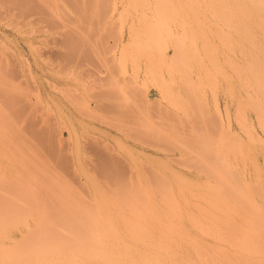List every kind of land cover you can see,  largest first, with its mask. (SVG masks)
<instances>
[{
  "label": "rangeland",
  "instance_id": "1",
  "mask_svg": "<svg viewBox=\"0 0 264 264\" xmlns=\"http://www.w3.org/2000/svg\"><path fill=\"white\" fill-rule=\"evenodd\" d=\"M254 32L264 0H0V264L222 242L264 197Z\"/></svg>",
  "mask_w": 264,
  "mask_h": 264
},
{
  "label": "bare ground",
  "instance_id": "2",
  "mask_svg": "<svg viewBox=\"0 0 264 264\" xmlns=\"http://www.w3.org/2000/svg\"><path fill=\"white\" fill-rule=\"evenodd\" d=\"M249 3L254 6L255 0ZM258 42V34L254 32L245 75L251 86L248 94L251 106L264 129V44ZM259 146L264 149V142H259ZM258 181L256 176L255 180L244 183L245 191L241 194H246L248 206L243 213L237 208L226 209L224 205L216 207L217 213L212 212L215 221L209 222L208 232L222 242L202 243L196 253L146 251L114 255L92 252L86 264H264V197L261 202L254 198ZM237 212L238 219L234 217ZM149 248L157 249L158 245Z\"/></svg>",
  "mask_w": 264,
  "mask_h": 264
}]
</instances>
